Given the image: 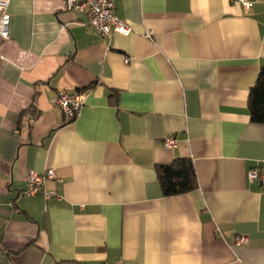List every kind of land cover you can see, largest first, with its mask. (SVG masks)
<instances>
[{
  "label": "crops",
  "instance_id": "0c3cea01",
  "mask_svg": "<svg viewBox=\"0 0 264 264\" xmlns=\"http://www.w3.org/2000/svg\"><path fill=\"white\" fill-rule=\"evenodd\" d=\"M250 2L115 0L131 32L103 37L61 0H10L0 264H264V186L246 177L264 168V124L247 108L264 0ZM61 89L85 94L73 120L54 104ZM178 157L198 187L163 196L155 166ZM46 168L54 195H24Z\"/></svg>",
  "mask_w": 264,
  "mask_h": 264
},
{
  "label": "built area",
  "instance_id": "2783aa9c",
  "mask_svg": "<svg viewBox=\"0 0 264 264\" xmlns=\"http://www.w3.org/2000/svg\"><path fill=\"white\" fill-rule=\"evenodd\" d=\"M239 3L244 8H248L251 4L250 0H232ZM10 0H0V61H6L1 51L3 42L9 39V13L8 4ZM115 0H61L62 11H80L87 17L86 25L92 28L99 35L106 37L111 32L127 35L131 32V28L114 14ZM145 36L150 38V32H146ZM124 63L128 62V58L123 59ZM85 101V94L81 91H68L65 89L58 90L54 99L64 114L66 121L73 120L77 117L82 105ZM175 144L173 136H167L163 140L165 147L171 148ZM248 181L258 180L264 186V168H251L246 174ZM56 174L53 168H46L43 172L30 170L26 176V188L23 190L24 195H34L42 193L46 198L53 196V191H48L45 187L47 180L55 179ZM247 242V237L238 235L233 238V245L240 246ZM116 264H122L121 260Z\"/></svg>",
  "mask_w": 264,
  "mask_h": 264
},
{
  "label": "trees",
  "instance_id": "16d2710c",
  "mask_svg": "<svg viewBox=\"0 0 264 264\" xmlns=\"http://www.w3.org/2000/svg\"><path fill=\"white\" fill-rule=\"evenodd\" d=\"M114 97L115 94L110 95V98ZM247 108L250 122L264 124V64L260 66L256 81L249 90ZM155 172L163 196L186 194L198 187L190 158L178 157L168 164H158Z\"/></svg>",
  "mask_w": 264,
  "mask_h": 264
}]
</instances>
